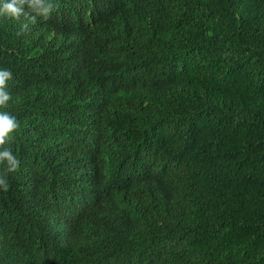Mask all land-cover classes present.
<instances>
[{"label":"trees","instance_id":"trees-1","mask_svg":"<svg viewBox=\"0 0 264 264\" xmlns=\"http://www.w3.org/2000/svg\"><path fill=\"white\" fill-rule=\"evenodd\" d=\"M50 2L0 17V264H264V0Z\"/></svg>","mask_w":264,"mask_h":264},{"label":"clouds","instance_id":"clouds-1","mask_svg":"<svg viewBox=\"0 0 264 264\" xmlns=\"http://www.w3.org/2000/svg\"><path fill=\"white\" fill-rule=\"evenodd\" d=\"M52 10L53 4L50 0H0V17L17 21L22 17H29L30 13L43 14L47 18ZM11 78L10 70L0 68V164L5 165L8 172H15L19 167V161L14 157L9 145L19 128V123L15 116L5 110L12 99L8 90ZM7 189L6 179L0 178V190Z\"/></svg>","mask_w":264,"mask_h":264}]
</instances>
